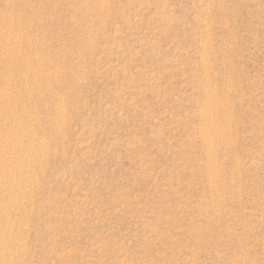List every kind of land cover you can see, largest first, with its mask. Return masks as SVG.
I'll list each match as a JSON object with an SVG mask.
<instances>
[{"label":"rangeland","instance_id":"rangeland-1","mask_svg":"<svg viewBox=\"0 0 264 264\" xmlns=\"http://www.w3.org/2000/svg\"><path fill=\"white\" fill-rule=\"evenodd\" d=\"M0 264H264V0H0Z\"/></svg>","mask_w":264,"mask_h":264}]
</instances>
